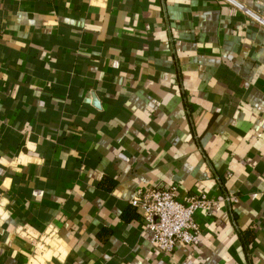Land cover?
I'll use <instances>...</instances> for the list:
<instances>
[{
	"label": "crops",
	"instance_id": "1",
	"mask_svg": "<svg viewBox=\"0 0 264 264\" xmlns=\"http://www.w3.org/2000/svg\"><path fill=\"white\" fill-rule=\"evenodd\" d=\"M170 188L215 204L165 255L130 200ZM0 264H264V27L220 0H0Z\"/></svg>",
	"mask_w": 264,
	"mask_h": 264
},
{
	"label": "built area",
	"instance_id": "2",
	"mask_svg": "<svg viewBox=\"0 0 264 264\" xmlns=\"http://www.w3.org/2000/svg\"><path fill=\"white\" fill-rule=\"evenodd\" d=\"M239 10L242 15L264 27V17L245 4V0H220ZM264 4V0H255ZM224 202L236 205L239 198L229 195ZM214 202L207 196H188L182 203L178 200L176 188L167 190H138L130 200V205L142 213L145 229L153 237L154 248L157 252L171 255L179 244L197 247L200 244L202 231L194 218L199 212H210ZM33 242V236L26 233ZM54 231L42 238L38 246L47 248L48 241L53 239ZM31 237V238H30ZM54 242V240H52ZM34 244V243H33ZM53 244V243H52Z\"/></svg>",
	"mask_w": 264,
	"mask_h": 264
}]
</instances>
